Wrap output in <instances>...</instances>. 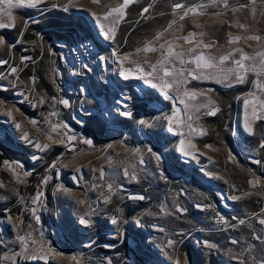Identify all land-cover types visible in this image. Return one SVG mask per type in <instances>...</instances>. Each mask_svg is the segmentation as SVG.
I'll list each match as a JSON object with an SVG mask.
<instances>
[{
    "label": "rangeland",
    "instance_id": "obj_1",
    "mask_svg": "<svg viewBox=\"0 0 264 264\" xmlns=\"http://www.w3.org/2000/svg\"><path fill=\"white\" fill-rule=\"evenodd\" d=\"M123 3L0 0V264H264V0Z\"/></svg>",
    "mask_w": 264,
    "mask_h": 264
},
{
    "label": "snow or ice",
    "instance_id": "obj_2",
    "mask_svg": "<svg viewBox=\"0 0 264 264\" xmlns=\"http://www.w3.org/2000/svg\"><path fill=\"white\" fill-rule=\"evenodd\" d=\"M131 2V0H124V3L119 7V8H113V9H111V12H122L123 11V9L127 6V4L128 3H130ZM7 3L11 6V0H7ZM93 3H100V0H93ZM176 7H181V5H179V4H177L176 5ZM65 10H67V9H65ZM144 11L146 12L147 11V9H144ZM111 13H109V15H110ZM185 15H187V13H185ZM8 16H9V18H11V14L10 13H8ZM105 18H107V17H105ZM0 27H4V25L3 24H0ZM169 27H171V25H169ZM241 27H243V25H241ZM159 35H162V34H159ZM159 35L157 36V39L159 38ZM190 37H191V34H189V37H184L183 39L184 40H189L190 39ZM234 39H236V40H239L240 39V37H235ZM248 39H260L259 37H256V36H252V37H248ZM0 43H3V41H2V39H0ZM205 47H212V45H210V44H206V45H204ZM164 47V45H161V48H163ZM137 51L139 52V51H141L140 49H137ZM143 51H155V49L154 48H152L151 46H150V44L149 45H146L145 46V48L143 49ZM189 51H191V49H189ZM173 54H175L177 57H179L181 54L180 53H178V52H174V49L172 48V46L171 45H169V48H168V55H173ZM246 58H249L250 59V57H246ZM125 59H127V57H125ZM195 59H196V63H197V68H201V67H213V65L211 64V62H210V60H206L205 58H204V55H203V53H201L199 56H196L195 57ZM220 59L221 60H226V59H228V56H220ZM239 63V62H238ZM242 66V65H241ZM13 71H15V69H13ZM165 75H170V73L169 72H167V71H165ZM165 87H171V85L169 84V85H165ZM165 95H167V93L165 92ZM66 103V102H65ZM88 143H91V141H88ZM86 222V221H85ZM261 223H264V221H261Z\"/></svg>",
    "mask_w": 264,
    "mask_h": 264
},
{
    "label": "built area",
    "instance_id": "obj_3",
    "mask_svg": "<svg viewBox=\"0 0 264 264\" xmlns=\"http://www.w3.org/2000/svg\"><path fill=\"white\" fill-rule=\"evenodd\" d=\"M93 49V43L92 41H84L82 44L77 45L73 50H72V55L75 56L76 58L78 57H83L87 56L91 50ZM71 54H69L70 56Z\"/></svg>",
    "mask_w": 264,
    "mask_h": 264
}]
</instances>
